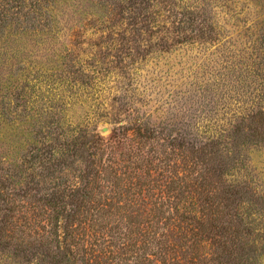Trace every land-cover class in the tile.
Listing matches in <instances>:
<instances>
[{"label": "rangeland", "instance_id": "rangeland-1", "mask_svg": "<svg viewBox=\"0 0 264 264\" xmlns=\"http://www.w3.org/2000/svg\"><path fill=\"white\" fill-rule=\"evenodd\" d=\"M98 176L95 264H138L149 209L156 264H264V0H0V264H88Z\"/></svg>", "mask_w": 264, "mask_h": 264}, {"label": "trees", "instance_id": "trees-1", "mask_svg": "<svg viewBox=\"0 0 264 264\" xmlns=\"http://www.w3.org/2000/svg\"><path fill=\"white\" fill-rule=\"evenodd\" d=\"M140 172L136 171L134 173L133 181L137 182L141 178ZM99 176L96 180H91L88 184L82 187V193L79 194L80 201L78 204V208L81 212V218H78L77 225H65L62 226L64 232L66 231L61 244L64 246L65 249L68 250L70 255L75 254L72 250L73 247L80 245L81 249L84 250L86 255V261L88 264H95L96 258L98 254H108V252H99L93 255L90 251L92 248L88 249L89 239L95 237L96 235L93 234L95 230V225L99 223V217L97 216L98 213L102 212L104 206H110L111 203H108V198L105 195L102 196L104 198L103 203L100 204V201L96 200V191L101 188H104L105 192L110 190L109 186L106 185L104 182L107 180L100 179L102 181L99 182ZM121 173L114 172V181L121 180ZM137 184H129L127 189H133L132 193L135 194V188H137ZM112 192V190H110ZM100 200V199H98ZM121 208H118V210ZM95 212V213H94ZM101 214V213H100ZM104 213H102L103 215ZM141 217V222L139 224V244L133 245L131 243L130 247L136 249L140 252L138 257V264H156L157 262L156 256L164 257L167 254L166 248L164 246V242L160 240L163 237V232L169 231L171 229V225L173 223V217L170 213H166L162 210H142L139 213ZM73 217V215H72ZM172 220V222H171ZM79 232V234H77ZM46 235L52 237V235H56V232H45ZM68 237V242L66 238ZM58 243V240H56ZM58 248V247H57ZM63 248V249H64ZM88 249V250H87ZM169 250V249H168ZM110 255V254H109Z\"/></svg>", "mask_w": 264, "mask_h": 264}]
</instances>
